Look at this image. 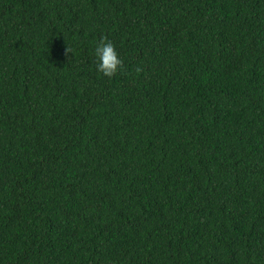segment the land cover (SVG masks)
Here are the masks:
<instances>
[{
  "label": "trees",
  "instance_id": "1",
  "mask_svg": "<svg viewBox=\"0 0 264 264\" xmlns=\"http://www.w3.org/2000/svg\"><path fill=\"white\" fill-rule=\"evenodd\" d=\"M0 264H264V0H0Z\"/></svg>",
  "mask_w": 264,
  "mask_h": 264
},
{
  "label": "clouds",
  "instance_id": "2",
  "mask_svg": "<svg viewBox=\"0 0 264 264\" xmlns=\"http://www.w3.org/2000/svg\"><path fill=\"white\" fill-rule=\"evenodd\" d=\"M72 53V49L66 47L64 49V55ZM94 54L96 57V69L104 76L111 78L118 70L123 68V62L119 58L114 44L105 36H101L97 43ZM137 72L141 71L140 68L136 69Z\"/></svg>",
  "mask_w": 264,
  "mask_h": 264
}]
</instances>
